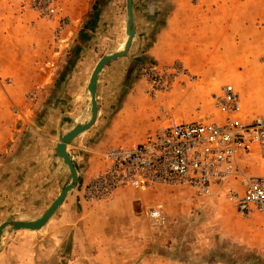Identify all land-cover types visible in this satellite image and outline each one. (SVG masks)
Listing matches in <instances>:
<instances>
[{
  "label": "rangeland",
  "instance_id": "obj_1",
  "mask_svg": "<svg viewBox=\"0 0 264 264\" xmlns=\"http://www.w3.org/2000/svg\"><path fill=\"white\" fill-rule=\"evenodd\" d=\"M18 1L20 9L42 18L38 21L40 25H48L47 19L52 17L57 19L49 44H54L53 50L59 52L46 66L47 82L27 91L20 110L12 107V130L0 146V222L37 218L67 185L66 166L59 159L63 168L56 170L51 158L57 126L63 133L74 122L83 123L89 117L88 95L84 98L76 93L75 80L82 74L86 77L99 57L121 49L125 39L124 0H52L56 12L49 16L41 14L39 0ZM94 1L97 10L93 25L81 31L84 21L92 17L90 7ZM77 2L88 8L85 18L76 33L62 42L59 31L67 24L64 10ZM26 19L33 21L30 16ZM19 26L20 23L14 29ZM154 29L150 26L145 30L143 49L150 43ZM34 42L37 41L26 39V44ZM130 48L129 45L127 52ZM253 54H257L260 62L250 69L249 79L262 82L249 83L243 77L246 68L241 64L229 67L219 63L208 69L207 75L204 70L202 74L191 75L177 61L157 66L148 59L132 73L126 85L122 82L117 92L99 89L95 95V119L82 132V135L90 132V137L77 156L72 153L74 164L78 165L82 159L101 169V153L106 148L133 145L170 118L217 120L219 116L209 95L225 83L237 90L242 117L264 115V52L247 56ZM176 68L179 75L172 72ZM176 89L174 97L172 92ZM130 90L136 100L143 98L150 102L155 95H170V104L168 108H163L162 102L148 104L140 115L132 111L116 116ZM63 117L71 121H64ZM236 166L239 177L225 184H213L210 193L203 197L185 185H157L145 189L119 188L101 200L72 198L70 212L60 220L69 224L82 243H89L92 238L102 240L113 256L92 263L80 258L72 264H264V214L258 211L239 214L225 194L228 186L239 191L242 178L264 175V155L257 152L241 155ZM78 188L76 182L73 189ZM116 191L127 194L129 199L118 202L112 199ZM74 194L70 190L67 197L71 199ZM57 208L38 230H4L0 238V264H64L57 257L62 230L50 229L52 221L58 220ZM150 208L164 214L163 225L147 220L145 212ZM79 247L83 249L81 243Z\"/></svg>",
  "mask_w": 264,
  "mask_h": 264
},
{
  "label": "crops",
  "instance_id": "obj_2",
  "mask_svg": "<svg viewBox=\"0 0 264 264\" xmlns=\"http://www.w3.org/2000/svg\"><path fill=\"white\" fill-rule=\"evenodd\" d=\"M87 9L84 3L80 2H77L76 6L66 7L64 14L67 24L59 31L62 42L76 33ZM131 9L134 28L131 48L126 56L110 60L99 70L95 95L101 88H109L112 93L117 92L130 59L141 53L140 50L157 66L177 61L191 75L202 74V70L203 74L207 75V70L216 64L218 66L219 63L229 67L241 64L246 68L243 77L249 83L262 82L261 79H249L250 69L260 61L257 54H247L264 52V0H138L136 3L133 0ZM9 14L11 18H8ZM20 15L22 18H19ZM27 16L32 17L33 21H28ZM39 19L42 18L37 19L31 13L20 9L18 0H0V146L7 139V133L12 130V107L20 110L27 91L33 87H42L47 82L49 70L46 66L51 63L52 56L59 52V49L53 50L54 44H49L50 34L57 24V19H47L49 24L44 26L38 23ZM19 23L20 28L15 30L14 26ZM150 26L155 27L152 39L143 49L145 30ZM28 37L37 42L26 44ZM88 75L83 77L82 74L75 80L76 93L84 98H87L85 85ZM177 92V89L174 90L172 96L176 97ZM133 94L130 90L124 96L116 116L132 111L140 115L146 105L160 102L163 108H168L171 100L170 95H155L152 102L143 98L136 100ZM58 128L59 126L56 128L54 141L49 138L53 141L51 161L56 170L61 167L54 153L56 137L60 133ZM89 137L90 132L86 135L80 133L67 144V153L73 166L75 164L72 153L77 156ZM87 163V160L84 162L80 159L79 164L75 165L79 188L77 191L71 189L75 192L71 199L67 197L69 191L66 193L59 209L57 208L58 220L52 221L50 228L62 230L57 243L58 247L60 245L57 257L62 258L64 264H72V261L74 263V260L80 258L89 263L113 258L109 248L102 244V240L92 238L89 243H82L76 238L73 229L71 231L69 224L60 220L64 214L70 212L72 198L82 197L83 185L100 170L97 166L92 167L90 162L89 165ZM113 198L118 202L128 200L129 196L116 191ZM78 250L82 253H78ZM54 255L55 252L52 253L53 260Z\"/></svg>",
  "mask_w": 264,
  "mask_h": 264
},
{
  "label": "built area",
  "instance_id": "obj_3",
  "mask_svg": "<svg viewBox=\"0 0 264 264\" xmlns=\"http://www.w3.org/2000/svg\"><path fill=\"white\" fill-rule=\"evenodd\" d=\"M52 2H37L42 15L56 12ZM174 71L179 75L177 68ZM209 99L217 120L170 118L133 145L106 148L102 168L84 185L83 199L101 200L119 188L157 185H185L203 197L213 184L239 177L238 157L250 152L264 155V115L242 117L238 92L230 83L220 85ZM225 194L239 214H264V175L242 178L239 191L228 186ZM145 217L157 225L166 221L157 208L148 209Z\"/></svg>",
  "mask_w": 264,
  "mask_h": 264
},
{
  "label": "water",
  "instance_id": "obj_4",
  "mask_svg": "<svg viewBox=\"0 0 264 264\" xmlns=\"http://www.w3.org/2000/svg\"><path fill=\"white\" fill-rule=\"evenodd\" d=\"M124 9H125V21H124V35L125 39L121 49H118L113 52H109L107 54L102 55L99 59L94 63L89 76L86 81V94L89 99V117L88 119L81 124H73L72 127L64 133H58L55 146L54 153L56 156L61 158L62 163L66 166L69 172V181L67 185L63 186L57 193L56 197L51 201V203L47 206L44 212L35 219L32 220H5L0 222V236L3 231H11L18 229H27V230H38L40 229L52 215L54 210L61 204L64 199L66 193L70 191L77 179L76 170L70 160L68 154L66 153L65 146L69 141L76 136V134L86 130L94 121L96 116V99H95V84L96 77L99 70L110 60H114L118 57L126 56L128 47L130 45L131 39L134 36V28H133V20H132V9H131V0H124ZM64 121H70L68 117L62 118ZM62 141V142H61Z\"/></svg>",
  "mask_w": 264,
  "mask_h": 264
},
{
  "label": "trees",
  "instance_id": "obj_5",
  "mask_svg": "<svg viewBox=\"0 0 264 264\" xmlns=\"http://www.w3.org/2000/svg\"><path fill=\"white\" fill-rule=\"evenodd\" d=\"M90 9L92 12V17L89 18L87 21H84V24L82 26L81 31H83V29L91 28V26L93 25V22L95 20V15H96L95 12L97 10V3L95 1L91 5ZM147 60H148V57L142 53H139V54L135 55L134 57H132L129 61L127 70L125 72V75H124V78L122 81L123 84L126 85L128 80L130 79L132 73L139 67V65H141L142 63H145Z\"/></svg>",
  "mask_w": 264,
  "mask_h": 264
},
{
  "label": "bare ground",
  "instance_id": "obj_6",
  "mask_svg": "<svg viewBox=\"0 0 264 264\" xmlns=\"http://www.w3.org/2000/svg\"><path fill=\"white\" fill-rule=\"evenodd\" d=\"M121 48H122V47H121ZM117 50H118V49H117ZM114 51H116V49H115ZM111 52H113V51H111ZM111 52H110V53H111ZM75 124H81V123H75ZM84 131H85V130H84ZM82 132H83V131H82ZM82 132H80V133H82ZM80 133L76 134V136L79 135ZM57 141H58V139H57ZM61 142H62V141H61ZM67 149H68V148H67V143H66V146H65L66 153H67ZM67 154H68V153H67ZM56 157H57L58 159H61V158L58 157V156H56ZM26 230H27V229H26ZM0 237H1V236H0Z\"/></svg>",
  "mask_w": 264,
  "mask_h": 264
}]
</instances>
